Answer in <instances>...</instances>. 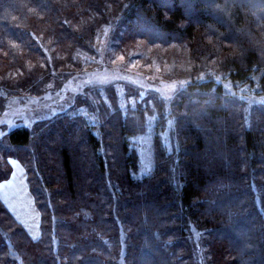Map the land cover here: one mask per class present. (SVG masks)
<instances>
[{"label":"trees","instance_id":"trees-1","mask_svg":"<svg viewBox=\"0 0 264 264\" xmlns=\"http://www.w3.org/2000/svg\"><path fill=\"white\" fill-rule=\"evenodd\" d=\"M103 35L179 86L90 89L2 137L0 183L22 165L40 223L32 239L0 201V264H264V0H0V115Z\"/></svg>","mask_w":264,"mask_h":264},{"label":"rangeland","instance_id":"rangeland-1","mask_svg":"<svg viewBox=\"0 0 264 264\" xmlns=\"http://www.w3.org/2000/svg\"><path fill=\"white\" fill-rule=\"evenodd\" d=\"M107 42V35L100 36L97 46L100 56L96 60L87 58L88 61H92V65L77 67L73 74L64 79L60 85L52 81L51 88H49L48 82L44 86V91L39 94H28L21 97V99L18 96H12L8 100L9 103L4 112L0 115V129H2L0 131V140L17 126H31L35 121L69 109L77 98L83 97L86 93V97L91 98L90 89L97 87L108 88L111 84H114L118 91H123V85L129 84L138 87L142 91L155 89L161 96L168 97L175 91V87L179 86L169 80L167 74L161 73V68L160 70H155L154 62L148 57L139 55L136 58L132 57L122 60L123 53L119 50L114 51L115 58L108 57L107 54H111V51L109 52L107 49ZM143 42L135 50L136 53L140 52L144 55L151 53L150 49L152 47ZM160 48L161 50L163 49V47ZM127 51L126 55H132L129 53L130 50ZM254 102L264 103V95L255 96ZM135 142L138 146L141 161L140 171L144 173L151 167L150 136L137 137ZM10 188L13 189V186H10ZM15 188L18 194L23 196L24 193H22L20 187L16 185ZM6 189L4 188L0 191V196L9 195V193L3 194ZM17 203L19 204L18 201ZM24 204L27 207L26 202ZM12 211L10 210V212ZM26 229L28 231L30 229L31 233H33L30 225Z\"/></svg>","mask_w":264,"mask_h":264},{"label":"crops","instance_id":"crops-1","mask_svg":"<svg viewBox=\"0 0 264 264\" xmlns=\"http://www.w3.org/2000/svg\"><path fill=\"white\" fill-rule=\"evenodd\" d=\"M11 167L12 172L10 177L0 183V191L7 188L3 194L9 193V195L0 196V201L7 208L12 217L28 232L31 238L36 239L39 236L40 218L33 197L28 189L26 173L22 165L15 160L11 161ZM16 185H18L22 193H24L23 196L18 194L15 188ZM10 186H13V189H11ZM24 202H26L27 207ZM10 210L13 211L10 212ZM27 224L31 226L34 234L31 233L30 229L29 231L26 229L28 228Z\"/></svg>","mask_w":264,"mask_h":264},{"label":"snow or ice","instance_id":"snow-or-ice-1","mask_svg":"<svg viewBox=\"0 0 264 264\" xmlns=\"http://www.w3.org/2000/svg\"><path fill=\"white\" fill-rule=\"evenodd\" d=\"M0 131H2V129H0Z\"/></svg>","mask_w":264,"mask_h":264}]
</instances>
